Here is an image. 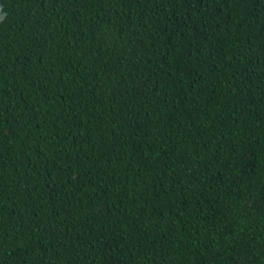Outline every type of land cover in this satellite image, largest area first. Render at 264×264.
<instances>
[{
    "label": "trees",
    "instance_id": "1",
    "mask_svg": "<svg viewBox=\"0 0 264 264\" xmlns=\"http://www.w3.org/2000/svg\"><path fill=\"white\" fill-rule=\"evenodd\" d=\"M0 17V264H264V0Z\"/></svg>",
    "mask_w": 264,
    "mask_h": 264
},
{
    "label": "clouds",
    "instance_id": "2",
    "mask_svg": "<svg viewBox=\"0 0 264 264\" xmlns=\"http://www.w3.org/2000/svg\"><path fill=\"white\" fill-rule=\"evenodd\" d=\"M0 19H2V17H0Z\"/></svg>",
    "mask_w": 264,
    "mask_h": 264
}]
</instances>
